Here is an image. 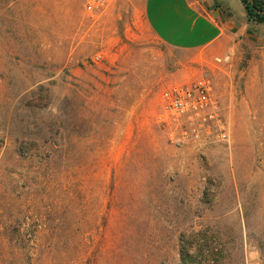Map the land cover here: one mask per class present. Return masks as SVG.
<instances>
[{
  "label": "rangeland",
  "instance_id": "1",
  "mask_svg": "<svg viewBox=\"0 0 264 264\" xmlns=\"http://www.w3.org/2000/svg\"><path fill=\"white\" fill-rule=\"evenodd\" d=\"M143 1L0 0V264H264V25L224 0L234 50L193 56ZM202 77L232 140L176 146L162 94Z\"/></svg>",
  "mask_w": 264,
  "mask_h": 264
},
{
  "label": "crops",
  "instance_id": "2",
  "mask_svg": "<svg viewBox=\"0 0 264 264\" xmlns=\"http://www.w3.org/2000/svg\"><path fill=\"white\" fill-rule=\"evenodd\" d=\"M141 12L147 29L169 49L212 57L234 50L235 17L224 0H144ZM240 34L245 37L238 44L257 43L246 29Z\"/></svg>",
  "mask_w": 264,
  "mask_h": 264
},
{
  "label": "built area",
  "instance_id": "3",
  "mask_svg": "<svg viewBox=\"0 0 264 264\" xmlns=\"http://www.w3.org/2000/svg\"><path fill=\"white\" fill-rule=\"evenodd\" d=\"M88 15H98L117 0H79ZM102 59L101 55L96 61ZM161 125L168 127L176 146L229 144L232 140L229 122L224 118L221 101L215 95L213 81L208 77L177 84L161 97Z\"/></svg>",
  "mask_w": 264,
  "mask_h": 264
},
{
  "label": "trees",
  "instance_id": "4",
  "mask_svg": "<svg viewBox=\"0 0 264 264\" xmlns=\"http://www.w3.org/2000/svg\"><path fill=\"white\" fill-rule=\"evenodd\" d=\"M249 23L264 25V0H241Z\"/></svg>",
  "mask_w": 264,
  "mask_h": 264
}]
</instances>
